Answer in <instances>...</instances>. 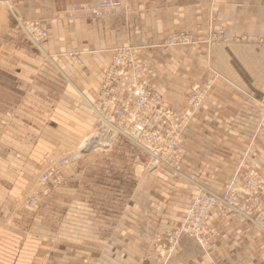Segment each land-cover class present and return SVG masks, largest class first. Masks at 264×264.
<instances>
[{"label": "crops", "instance_id": "obj_1", "mask_svg": "<svg viewBox=\"0 0 264 264\" xmlns=\"http://www.w3.org/2000/svg\"><path fill=\"white\" fill-rule=\"evenodd\" d=\"M5 1L49 37L44 57L19 29L0 32V71L19 88L28 81L27 101L0 110L12 113L0 120L19 162V180L0 198V264H264V232L220 210L203 246L184 237L169 259L162 250L198 185L224 194L247 168L264 175V44L257 42L264 41V0H121L106 18L83 10L96 0ZM181 31H222L229 42L170 46L168 37ZM118 47L139 52L153 69L154 87L177 111L198 79L211 81L185 132L183 176L151 171L148 157L124 137L78 157L97 131L89 102ZM64 157L74 163L65 182L38 209L15 210L38 192L37 176L49 161ZM10 208L18 214H7Z\"/></svg>", "mask_w": 264, "mask_h": 264}, {"label": "built area", "instance_id": "obj_2", "mask_svg": "<svg viewBox=\"0 0 264 264\" xmlns=\"http://www.w3.org/2000/svg\"><path fill=\"white\" fill-rule=\"evenodd\" d=\"M123 7L121 0H96L84 8L93 17H106ZM21 26L35 44L48 39L47 31L38 23L22 21ZM175 42L174 38L172 40ZM147 72L144 60L132 47H118L102 74V81L89 107L96 117V126L107 138L122 136L149 158V168L179 173L188 155L184 147V131L188 115L177 112L151 87L142 83ZM71 159H53L37 177L41 189L50 192L65 182L64 172ZM220 210L243 217L264 231V176L256 169H246L239 183L232 182L224 194L200 190L191 201L185 221L165 235L163 252L169 259L184 237L204 245L209 234V220Z\"/></svg>", "mask_w": 264, "mask_h": 264}, {"label": "rangeland", "instance_id": "obj_3", "mask_svg": "<svg viewBox=\"0 0 264 264\" xmlns=\"http://www.w3.org/2000/svg\"><path fill=\"white\" fill-rule=\"evenodd\" d=\"M14 10H15L14 7L8 1L0 0V32L2 30L8 29V28L19 29L20 32L22 33V35L28 41V43L32 46L33 52L38 53L37 55L40 54L44 57H47L48 55H47L46 50L44 48V44H45V42H47L48 39L43 43H39V44L33 43V41L30 40V38L26 34L24 28L21 26V24L19 22V19L22 21H25V20L22 19L21 17H19L18 15H16L15 14L16 12L15 13L13 12ZM111 15H113V14H111ZM111 15H108L106 17H109ZM106 17H102V18H106ZM95 18H98V17H95ZM33 22H35V21H33ZM38 24L40 27H42V25L40 23H38ZM42 28H44V27H42ZM47 33H48V31H47ZM48 37H49V35H48ZM173 38H174L175 42L172 41ZM243 40H246L247 42H251L254 39L252 37H247L246 39H243ZM201 42L206 43V44L211 46L214 44H226L227 42H229V40L226 37V34L222 31H219V32L209 31L207 33H204V32H196L195 33V32H189V31H181V32L171 34L168 37V44L170 46H173V47L188 48L191 46H196V45L200 44ZM257 42L259 44H264V41L262 39H258ZM169 45H168V47H170ZM142 59H143V57H142ZM144 64H145L147 72L145 73L144 77H142L143 79L141 80V82L146 84L147 86L151 87L157 93H159L151 81L153 69L148 64H146L145 61H144ZM202 67L205 68L206 65L203 64ZM27 83H28V81H21L20 88H19V83L16 81V79H14L8 73L0 71V110H8L9 108L16 107L19 102H21V104H22L23 102L27 101L26 98H27L28 89L25 85ZM38 84L40 86H44L45 80H43V79L39 80ZM51 85L48 84L50 89L55 88V87H53V85H54L53 83ZM211 86H212V83L210 80H206V79H202V78L198 79L197 85L194 84L190 88V92L186 97L187 100H186L185 108L182 109L183 112L177 111L171 104L168 103L177 112H179L181 114L188 115V123H187V127L184 131L185 140H186L185 132H186L188 126L190 125V118L192 117L191 114H193L196 110H198L204 104V102L207 99V96L209 94V91L211 90ZM88 108L90 109V107H88ZM90 111L92 112L91 109H90ZM0 112H2V111H0ZM0 117H4V119H7V118L12 117V113H9V114L6 113L5 116H0ZM5 125H7V122H5ZM4 127L5 126L1 123V120H0V198H2L4 195L7 196L8 190H10V188L14 184H16V182L19 180V175L17 173L19 170V162L17 160H15L13 158V156L10 155V154H12V151L9 149V144L6 142L7 141L6 140L7 129L6 128L3 129ZM23 131H25V130H23ZM25 134H26V136H29V137L31 136L30 133L27 134V132H25ZM25 134L23 136H25ZM23 136H22L21 148H22V152H27L26 150L29 147V144H26L25 142L27 141L28 137H26V136L23 137ZM119 137H122V136H119ZM103 139L108 140L106 137V133L101 132L99 134V131L97 129L96 133L92 136L91 139H89L85 143V145L81 149L82 152L81 153L78 152V154H79L78 157L86 155L89 152H92L94 150L95 151L96 150L105 151V149L109 145H112L111 142H108V143H110L109 145L108 144L107 145L93 144L96 141H98V142L103 141ZM23 142L25 144H23ZM183 145L188 152V149L185 146V141H184ZM94 148H96V149H94ZM135 148L137 149V151H140L137 147H135ZM140 152L143 153L142 151H140ZM76 161H77V156L73 162L75 163ZM184 161H183V164H184ZM74 163H72V166H70V167H73ZM183 164H182L181 168L183 167ZM148 167H149V165H148ZM181 168H180V172L178 174L179 176H183V175H181ZM247 169H255V168H247ZM169 172H172V171H169ZM172 173H174V172H172ZM244 174H245V171H244ZM198 186H199L198 190L196 191L193 199H195L200 194V190L204 189L205 191H209L205 187H202L200 185H198ZM228 187H229V185H228ZM228 187H227V189H228ZM35 189H37V191H38L36 193L37 195L32 194L30 196H26L25 198H23L22 202L18 204V207L15 208V210L25 211V209H38L44 201L48 200V193L49 192L41 189L40 186L38 185L37 181L35 184ZM210 192H212V191H210ZM189 208H190V204H189ZM7 211H8L7 214H18V213H14L13 209H11V208ZM184 221H185V219H184ZM183 223H181L179 227H181L183 225ZM172 230H176V229H172ZM172 230H168V231H172ZM168 231H166V233ZM166 233H165V235H166ZM165 235H164V242L162 244V250H163V246L166 244ZM187 238H189V237H187Z\"/></svg>", "mask_w": 264, "mask_h": 264}, {"label": "bare ground", "instance_id": "obj_4", "mask_svg": "<svg viewBox=\"0 0 264 264\" xmlns=\"http://www.w3.org/2000/svg\"><path fill=\"white\" fill-rule=\"evenodd\" d=\"M42 50V49H41ZM99 131V130H98ZM101 132L99 131V134H100ZM107 137V136H106ZM117 137H119V136H116V137H113L112 136V138L111 137H109V138H107L108 140H106V139H103V141H96V142H94L93 144H96V145H109L110 143H108V142H111V144L114 142V141H116V139H117ZM125 138V137H124ZM128 140V139H127ZM129 141V140H128ZM130 142V141H129ZM131 143V142H130ZM132 144V143H131ZM144 154V153H143ZM147 156V155H146ZM148 163H149V158H148ZM169 171V170H168ZM257 227V226H256ZM259 228V227H258ZM260 229V228H259ZM261 230V229H260ZM261 231H263V230H261ZM264 232V231H263Z\"/></svg>", "mask_w": 264, "mask_h": 264}]
</instances>
